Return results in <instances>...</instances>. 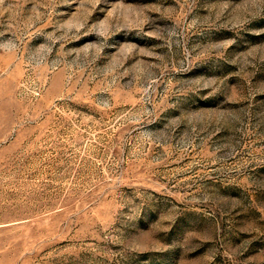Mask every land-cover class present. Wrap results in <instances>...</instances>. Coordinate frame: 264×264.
<instances>
[{"label": "rangeland", "instance_id": "obj_1", "mask_svg": "<svg viewBox=\"0 0 264 264\" xmlns=\"http://www.w3.org/2000/svg\"><path fill=\"white\" fill-rule=\"evenodd\" d=\"M0 264H264V0H0Z\"/></svg>", "mask_w": 264, "mask_h": 264}]
</instances>
